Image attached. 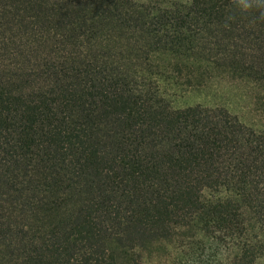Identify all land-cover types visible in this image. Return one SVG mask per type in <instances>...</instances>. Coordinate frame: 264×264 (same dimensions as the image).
<instances>
[{
    "label": "trees",
    "instance_id": "1",
    "mask_svg": "<svg viewBox=\"0 0 264 264\" xmlns=\"http://www.w3.org/2000/svg\"><path fill=\"white\" fill-rule=\"evenodd\" d=\"M250 2L0 0V264H258L264 129L184 102L264 112Z\"/></svg>",
    "mask_w": 264,
    "mask_h": 264
},
{
    "label": "rangeland",
    "instance_id": "2",
    "mask_svg": "<svg viewBox=\"0 0 264 264\" xmlns=\"http://www.w3.org/2000/svg\"><path fill=\"white\" fill-rule=\"evenodd\" d=\"M142 3L162 4L170 0H139ZM175 1V0H174ZM219 85L212 87H204L202 90L186 96L184 102L186 104L216 103L224 106H229L232 113L239 114L243 121L247 123H256V127L264 129V112L256 107L253 98L257 94L256 88L247 83L243 85L240 81L229 80L226 78H217ZM218 87V88H217ZM184 102H180L184 104ZM259 125V126H258ZM264 264V257L258 262Z\"/></svg>",
    "mask_w": 264,
    "mask_h": 264
},
{
    "label": "clouds",
    "instance_id": "3",
    "mask_svg": "<svg viewBox=\"0 0 264 264\" xmlns=\"http://www.w3.org/2000/svg\"><path fill=\"white\" fill-rule=\"evenodd\" d=\"M260 2L264 3V0H260ZM239 6L242 11H247L250 7H252V4L250 0H239Z\"/></svg>",
    "mask_w": 264,
    "mask_h": 264
}]
</instances>
